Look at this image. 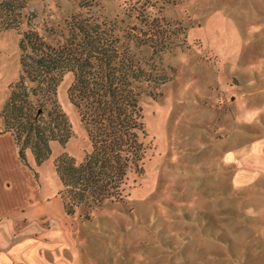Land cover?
<instances>
[{
	"label": "rangeland",
	"instance_id": "rangeland-1",
	"mask_svg": "<svg viewBox=\"0 0 264 264\" xmlns=\"http://www.w3.org/2000/svg\"><path fill=\"white\" fill-rule=\"evenodd\" d=\"M0 2L2 106L19 76V34L32 29L49 43L60 42L72 15L112 25L145 71L170 78L154 99L147 95L151 86L141 85L148 149L142 174L128 176L122 199L91 209L87 220L81 210L62 214L57 228L42 217L34 235L15 239L7 264H264V216L253 211L252 200L222 198L227 176L219 165L227 144L255 134L252 110L243 107L253 102L255 89L264 88V40L257 35V28L264 33V0ZM141 16L177 23L168 28L176 33L170 49L157 53L129 41V29L141 27ZM71 80L64 74L55 90L70 138L63 147L52 142L50 156L39 166L30 155L28 163L58 191L52 161L64 152L79 162L89 150L67 98Z\"/></svg>",
	"mask_w": 264,
	"mask_h": 264
},
{
	"label": "trees",
	"instance_id": "trees-1",
	"mask_svg": "<svg viewBox=\"0 0 264 264\" xmlns=\"http://www.w3.org/2000/svg\"><path fill=\"white\" fill-rule=\"evenodd\" d=\"M138 21L141 27L129 29L130 42L157 53L170 49L168 41L176 33L168 28L177 23L144 16ZM64 30L65 36L54 43L32 29L19 34V76L8 87L0 117L19 161L26 165L28 151L39 166L50 156L52 142L63 147L71 136L55 99L61 77L71 74L67 98L83 125L89 150L79 162L63 152L52 168L61 186L57 195L63 213L71 217L81 210L87 220L91 209L122 199L129 175L142 174L148 145L139 106L141 85L151 86L147 95L154 99L170 78L145 71L110 24L72 15L64 21Z\"/></svg>",
	"mask_w": 264,
	"mask_h": 264
},
{
	"label": "crops",
	"instance_id": "crops-1",
	"mask_svg": "<svg viewBox=\"0 0 264 264\" xmlns=\"http://www.w3.org/2000/svg\"><path fill=\"white\" fill-rule=\"evenodd\" d=\"M256 20L255 14V24L258 25ZM238 35L241 43V33ZM257 35H260V41L264 40V33L258 32V28ZM253 96V102H245L243 108L252 110L254 136H244L238 143L227 144V149L220 155L219 165L223 175L227 176L222 198L238 196L245 200V204L252 200L253 211H260L264 216V88L255 89ZM1 107L0 103V110ZM250 114V111H244V117ZM239 130L241 135L245 132ZM25 155L27 163L23 165L17 157L12 136L2 131L0 119V264L9 263L11 246L14 241L18 242L15 239L21 241L38 231L42 217L50 219L57 228L58 216L65 215L57 196L59 186L44 182L37 168L35 179L28 167V163L32 164L29 162L30 153L26 151Z\"/></svg>",
	"mask_w": 264,
	"mask_h": 264
}]
</instances>
